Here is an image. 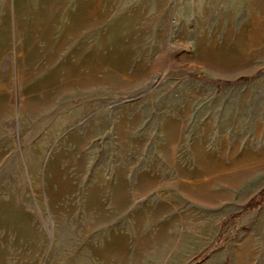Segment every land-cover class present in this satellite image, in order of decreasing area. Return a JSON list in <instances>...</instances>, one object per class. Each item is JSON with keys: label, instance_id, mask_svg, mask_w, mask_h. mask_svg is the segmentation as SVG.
<instances>
[{"label": "rangeland", "instance_id": "rangeland-1", "mask_svg": "<svg viewBox=\"0 0 264 264\" xmlns=\"http://www.w3.org/2000/svg\"><path fill=\"white\" fill-rule=\"evenodd\" d=\"M263 190L264 0H0V264H264Z\"/></svg>", "mask_w": 264, "mask_h": 264}, {"label": "trees", "instance_id": "trees-1", "mask_svg": "<svg viewBox=\"0 0 264 264\" xmlns=\"http://www.w3.org/2000/svg\"><path fill=\"white\" fill-rule=\"evenodd\" d=\"M247 81H248V78H239L235 82H224L222 84L223 85H232V84H238V83L247 82ZM219 83H221V82H219ZM263 204H264V190L259 194L258 198L254 199L249 204H247L244 207V210L245 211L255 210V209L260 208Z\"/></svg>", "mask_w": 264, "mask_h": 264}]
</instances>
